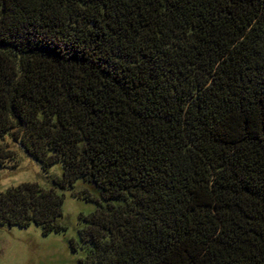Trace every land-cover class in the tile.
Returning a JSON list of instances; mask_svg holds the SVG:
<instances>
[{
  "label": "trees",
  "instance_id": "16d2710c",
  "mask_svg": "<svg viewBox=\"0 0 264 264\" xmlns=\"http://www.w3.org/2000/svg\"><path fill=\"white\" fill-rule=\"evenodd\" d=\"M0 226L79 264H264V0H0ZM60 165L61 173L50 168Z\"/></svg>",
  "mask_w": 264,
  "mask_h": 264
},
{
  "label": "rangeland",
  "instance_id": "374dc122",
  "mask_svg": "<svg viewBox=\"0 0 264 264\" xmlns=\"http://www.w3.org/2000/svg\"><path fill=\"white\" fill-rule=\"evenodd\" d=\"M13 146V145H12ZM18 161L0 166V190L24 181H39L47 184L45 173L39 163L18 148ZM61 173L60 165L50 168ZM95 203L76 198L70 191L65 192L63 213L68 224L66 232H52L43 235L35 225L23 228L19 226H0V264H79L81 252L71 249L68 239L75 233L80 213L91 212Z\"/></svg>",
  "mask_w": 264,
  "mask_h": 264
}]
</instances>
